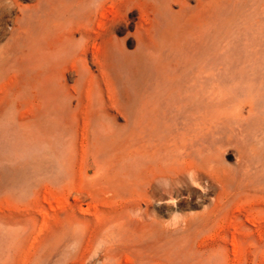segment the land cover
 Returning <instances> with one entry per match:
<instances>
[{"label":"rangeland","instance_id":"374dc122","mask_svg":"<svg viewBox=\"0 0 264 264\" xmlns=\"http://www.w3.org/2000/svg\"><path fill=\"white\" fill-rule=\"evenodd\" d=\"M148 1L0 0V264H264V0Z\"/></svg>","mask_w":264,"mask_h":264},{"label":"bare ground","instance_id":"6f19581e","mask_svg":"<svg viewBox=\"0 0 264 264\" xmlns=\"http://www.w3.org/2000/svg\"><path fill=\"white\" fill-rule=\"evenodd\" d=\"M148 2V0H76V4L79 8L78 11L73 15V18L69 20L67 31L64 36L66 37V40L71 41L72 43H74V45L71 47V50H69L67 58L65 59L68 60L69 57H72L75 59V63L77 65H83L82 55H84V53L90 48L99 50L107 49V46L111 44L113 40V26L111 25V21H122L126 19L127 12L133 7L138 10L139 25L140 27H143V25L145 24L147 11L146 8ZM55 11L65 12L67 11V9L66 7L62 6V8L60 9L56 8ZM97 16L100 17V22L98 20V24L100 23V26L103 29L99 34V41L97 43L94 42V44L91 46L90 31L91 26ZM74 35H77L78 38L74 39ZM66 60L63 59L62 63H65Z\"/></svg>","mask_w":264,"mask_h":264}]
</instances>
